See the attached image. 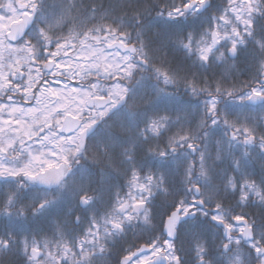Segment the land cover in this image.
<instances>
[{"label": "snow or ice", "instance_id": "obj_1", "mask_svg": "<svg viewBox=\"0 0 264 264\" xmlns=\"http://www.w3.org/2000/svg\"><path fill=\"white\" fill-rule=\"evenodd\" d=\"M0 264H264V0H0Z\"/></svg>", "mask_w": 264, "mask_h": 264}]
</instances>
